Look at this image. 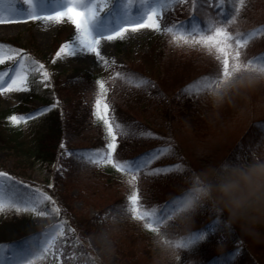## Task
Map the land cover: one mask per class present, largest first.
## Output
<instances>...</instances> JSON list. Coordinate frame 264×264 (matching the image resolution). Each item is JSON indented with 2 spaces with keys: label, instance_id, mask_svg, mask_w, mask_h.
Here are the masks:
<instances>
[{
  "label": "trees",
  "instance_id": "1",
  "mask_svg": "<svg viewBox=\"0 0 264 264\" xmlns=\"http://www.w3.org/2000/svg\"><path fill=\"white\" fill-rule=\"evenodd\" d=\"M129 2L131 5H135L131 0ZM183 6H186V8L179 12V9ZM119 7L121 5L117 4V0H114L105 11L101 12V15L105 19L108 16L113 18L114 11H117ZM107 12L109 14H106ZM218 18L224 20L231 18L234 20V23L228 29L233 34L253 33L251 37L247 38L249 42L246 48L242 50L243 59L264 56V31H253L264 26V0H244L243 5L240 4L239 0H236L235 3H232L231 0H223L222 8L215 3L209 4L205 0H201L199 4H194L193 0H184L183 3L175 6L163 16L162 27L164 24L171 25L175 22H184L185 27H190L194 21L203 27L205 21ZM62 30L61 27L57 31L53 42L59 39V33ZM152 40L150 52L153 55V62L151 65H147L142 53L137 64L117 66L112 72L94 74L85 72L65 81L59 78L60 81L57 77H49V86L43 92L35 93V96L40 98L42 105L23 113L27 117L30 114L42 113L38 112L42 108L48 109L44 112L47 114L44 122L33 133L36 139H38L39 132L45 135L47 143L43 148L38 146V143L30 147L25 146L26 140L24 137L23 140L20 139L23 136V130L21 132L19 125H13L7 119L8 113L13 111L0 113V121L4 125L2 128L0 126V138L2 139L0 140L6 147L19 149L28 158L53 161L58 164L60 167L55 171V179L68 182L71 179L88 178L92 183L89 186L92 193L96 192L97 187L102 189L103 193L100 197L104 201L106 200L103 203L104 205L102 204L103 206L99 207L98 212L91 218L83 217L80 213H77L76 217L73 216V223L77 222V224L75 223L77 233L83 235L82 232L91 229L97 222L106 224L109 220L121 219L123 222L119 226L118 234L123 240L127 241L129 246H132L131 249L134 250L136 255V257H132H135L132 261L125 259L126 264H158L157 241L183 238V229L177 228L167 221V227L162 226L158 235L146 230L142 226V222L132 219L123 212L127 197L133 191L132 186L126 183L128 173L121 172L112 165L97 166L85 163L75 156L67 154L69 152L83 153L87 150L102 149L106 146L108 141L105 128L102 121L94 116V105L98 96H102L104 101L108 103L109 115L114 117L116 122L129 128L128 135H118L117 139L121 141L117 145L114 154L116 162L135 161L164 145L170 138L174 142L175 154L159 157L149 165V170L165 168L177 163L186 166V171L182 173L170 171L158 175H145L141 172L135 188L139 190L140 202L145 206L166 205L175 197L181 196L183 190L187 187L188 177L192 173L201 170L198 167L196 168L193 162L190 161L187 155L188 151L179 138L175 136L177 131L181 133L183 142L188 146L189 133L194 134L196 137L205 138L204 133L208 131H225V122L228 118H235L240 115V117L243 116V119H241L244 120L245 115H241V109L249 103L251 104L248 107L249 111H257V118L249 121L246 129L231 145L224 157H218L217 153L211 159L212 163H208L207 166L218 165L225 161H234L246 155L250 159L252 157L250 153L258 155L264 153V110L262 113L260 112L264 109V82L254 88L229 91L225 94L221 103L214 101L213 91H204L198 95L184 93L182 89L187 85L200 77L217 71L218 65L215 56L209 55L200 46H175L170 43L171 37L169 35L160 32ZM189 68H200L201 72L197 75V78H182V74ZM117 73L121 74L120 77H117ZM127 73L139 74V76L153 82L154 86L148 85L144 88H137L129 85L123 79ZM172 73L176 75L177 83L173 82ZM159 75L160 78L164 77L163 83L158 80L157 76ZM180 80L181 82L178 83ZM100 82H104L107 88V92L104 94L100 93ZM162 84L168 88L165 89ZM62 99L66 100L67 105H62L64 104ZM137 103L144 108L149 106L147 110L154 106L157 114L154 116L149 114L143 120L136 114L124 112L126 106ZM63 106L70 108V112L64 111ZM144 131L151 132L155 134V137L164 139L147 138L135 134ZM60 141L64 144V147L59 145ZM129 143H141L142 147L128 154L124 153V149H118L121 146L126 147ZM201 167L204 169L203 165ZM105 180L113 184H107ZM9 183L12 188L8 190L7 195L14 196L17 199H22L31 189H34L15 178ZM106 187L113 194L111 202H107L111 193ZM169 188L173 189L169 191L167 190ZM87 191L88 189L83 192L84 196L93 199L96 193L91 195ZM61 202L63 206L69 208L62 200ZM63 213L62 210V217ZM15 218L17 216L13 215V219L9 220L13 223L0 227V244H8L17 249H23L26 242L34 234L40 233V228L31 220H22L19 222V227H17ZM227 219L226 213L219 216L210 206L201 209L194 217L189 235L204 233L205 239L189 250H177L175 258L167 264H253L254 257L250 251L248 252L247 241L239 234L235 225L231 229L224 226ZM217 221H219L218 226ZM176 233H181V235L176 236ZM74 241L76 239H69L64 243L67 255L82 253L81 248H78L79 245L73 243ZM127 248L129 250V247ZM48 261L47 264H50ZM65 261L67 263L71 262V260ZM3 264H8V262H3Z\"/></svg>",
  "mask_w": 264,
  "mask_h": 264
},
{
  "label": "snow or ice",
  "instance_id": "2",
  "mask_svg": "<svg viewBox=\"0 0 264 264\" xmlns=\"http://www.w3.org/2000/svg\"><path fill=\"white\" fill-rule=\"evenodd\" d=\"M7 2L10 6L5 8L3 4ZM62 7H59L53 14L42 15L38 4L40 0H0V23L18 22L14 19V14L24 19L41 21H62L67 19L72 23L76 30V35L71 42L61 46L56 56L62 54L76 56L78 54H95L98 60L104 58L100 53V44L102 40L113 41L122 38L129 30L136 32L140 29H152L164 35L171 37L170 43L175 46L188 45L200 46L204 48L209 55H214L217 60V71L213 74L200 77L187 85L182 92L187 94H200L204 91H215L222 93L223 89L230 86L235 78L244 72H253L264 75V56L253 57L247 60L242 58V50L246 48L253 33L233 34L228 29L234 20L209 19L201 27L195 21L190 27H185L184 22H175L171 25L164 24L162 27L163 16L175 6L183 3L184 0H131L133 4H139L142 11L133 15L129 12L127 5L129 0H122L123 11L117 17L116 26L104 25L101 21L100 13L105 11L113 0H59ZM205 2L215 3L223 7V0H205ZM235 3L236 0H231ZM243 5L244 0H239ZM23 3L26 7H14ZM194 4L201 3V0H193ZM222 15V14H221ZM254 32L264 31V26ZM234 42V43H233ZM29 57L23 50L14 49L11 46L0 44V65L6 61L14 62V69L11 74L8 71L0 70V92L27 91L28 68L26 61ZM106 63V62H105ZM31 65L35 71L44 68L42 64L37 65L33 60ZM117 77L121 74L117 73ZM45 80L48 79L47 72L43 73ZM125 82L137 88H144L148 85L154 86L153 82L145 77L135 73H127L123 77ZM101 94L107 92L104 82L99 83ZM47 108H42L38 112H46ZM29 116L12 115L8 119L13 125L25 123ZM94 116L102 121L105 128L107 144L102 149L87 150L83 153L69 152V156H75L82 162L97 166L112 165L121 172L128 173L126 183L132 186L133 191L127 197L126 204L123 206L125 215L132 219L142 222V226L153 234H160L161 227L165 226L170 219L171 214L179 208L182 203V195L175 197L166 205L145 206L142 204L139 190L135 188L139 174L158 175L162 172H185L186 166L177 163L165 168L149 170V165L161 156L174 155V142L168 140L164 145L152 150L149 154L138 158L135 161L116 162L114 154L117 148V138L129 134V128L115 121L114 117L109 115V105L102 96H98L94 105ZM136 135L147 138H158L155 134L144 131L135 133ZM251 156L254 153H250ZM240 159H248L247 155ZM193 174V173H192ZM13 178L5 172H0V212L15 210L17 212H33L40 216L60 215L61 209L55 204L50 196L39 189H31L22 199L7 195V191L12 188L9 183ZM51 187V186H49ZM50 203L51 208L45 209L44 206ZM66 221L60 220L57 223L49 225L43 232L34 234L23 249H17L8 244H0V264H40L47 259L50 264H64V260H71L72 264H95L94 258L90 255L85 257L81 253L65 255V226ZM219 221H217V226ZM215 227V226H214ZM68 233H74V229L68 227ZM205 239L204 233H192L188 237L175 240L165 239L163 242L173 248L189 250L198 242ZM79 243V238H76ZM238 255V253H237Z\"/></svg>",
  "mask_w": 264,
  "mask_h": 264
},
{
  "label": "rangeland",
  "instance_id": "3",
  "mask_svg": "<svg viewBox=\"0 0 264 264\" xmlns=\"http://www.w3.org/2000/svg\"><path fill=\"white\" fill-rule=\"evenodd\" d=\"M9 6L10 5L7 2L3 4V7L5 8ZM12 6L20 8L26 7L23 3ZM59 7H62V4L59 2V0H40V3L38 4V8L42 15L53 14L54 11ZM127 8L133 15H137L142 11V8L139 4L134 6L128 4ZM184 8H186V6L181 7L179 12H182ZM192 9L194 10V7ZM122 11L123 7L121 10H117L114 14L113 20L112 16H108V18L105 19L100 13V22L104 25L115 27L117 17L120 16ZM106 14L109 13L107 12ZM13 18L18 22L0 23V44L11 46L14 49L23 50V52L27 54L29 57V60L26 61V63L29 65V82L27 85V91L0 92V113L13 111L8 113L7 119L12 115L25 116V114H23L24 112L26 113L28 110L38 108L42 105L40 98L36 97L35 93H41L46 87L49 86V79L45 80L43 77L44 72H47L48 78L57 77L58 80L61 79L64 81L85 72L93 74L107 73L109 71L112 72V70L117 66L137 64V62L141 59L140 55L142 53L144 54L143 59L147 65H151L153 62V55L150 52V46L154 36L159 33L155 30L146 28L140 29L136 32L129 30L122 38H117L113 41H101L99 47L101 56L104 58L103 60H98L95 54H85V60L77 62L73 61L72 57L67 54H62L61 57L56 56V53L61 48V46L71 42L76 35V30L70 21L67 19L59 22L47 20L41 21L38 19H24L15 14ZM61 27L63 30L59 33V39H56L53 42L54 35ZM33 60L37 65L42 64L44 68L39 72L35 71L31 65ZM14 67L15 65L13 61H6L3 65H0V70L8 71L9 74H11ZM200 72V68H189V70L182 74V78L186 79L191 77L192 79H195L197 78V75L200 74ZM171 75H173V82H176V75L174 73ZM171 75L169 74V76ZM157 77L158 80H161L163 83L164 77L162 76L160 78V75ZM180 82L181 80L178 83ZM163 87L165 89L168 88L164 85ZM62 101L64 103L62 105H67L66 100L62 99ZM250 105L251 104L247 103L243 109H241V115H245V119L242 120L243 116L240 117V115L235 118H228V120L225 122V131L223 132L208 131L207 133H204L205 138L196 137L194 134L189 133L188 146L183 142L181 133L179 131L175 132V136L179 138L183 146H185V149L188 151L187 155L196 168L198 167L203 169L201 165H203L204 168L207 167V164L211 162V159L217 153L218 157H224L231 145L240 136L244 129H246L249 121L253 118H257V111H249L248 107H250ZM64 106V111L66 110L67 112H70L71 109ZM148 107L144 108L138 103L134 105L130 104L129 106H126L124 112L136 114L145 120V117L149 114L151 116L157 114V112L154 110V106H151L147 110ZM263 110L264 109L260 110V112L262 113ZM46 116L47 114L44 112L32 115L31 118L25 123H21L18 126L20 127L21 132L23 130V136L18 137H20L21 140H23L24 137L26 140L25 146L30 147L37 143L38 146H41L42 148L46 146L45 144L47 142L45 140V135L42 132H39L40 136L39 134L37 135L38 139H36L33 134L39 129V125L44 122ZM0 124L2 128L4 125L1 123V121ZM223 136H225L226 139H221ZM1 140L0 172L7 173L12 178L24 182L31 188L43 191L48 196H50L53 201H55V204L59 206L61 211L63 210L64 213L63 217L61 212L59 216L54 214L40 216L33 212H17L15 210H9L0 212V227L13 223L9 221L13 219V215L17 216V218H15L17 227H19L20 221L31 220L34 224L38 225L40 228V233L48 228L49 225L63 220L67 222L65 226L66 237L64 243L66 240H74L79 238L80 244L78 243V248H81V252H85L86 256L90 255L92 258H94L95 264H126L124 262L125 259H127V261H132V259L136 257L134 250L131 249L132 246H129L127 241L123 240L118 232L113 237V251H111L109 254L97 255V253L93 250V237L96 236L101 225H103L101 222H97L94 227L82 232L83 235L77 233V228L75 225L77 222L75 221V223H73V216L75 215L76 217L77 213H80L83 217H93L98 212L99 207H102L104 205L103 203L106 202V200L104 201L103 198L100 197L103 193L101 188L97 187L95 192L96 194L92 193L91 189H89V186L92 185V183L88 178L76 180L71 179L68 182L55 179V171L60 167L58 164H55L53 161L49 162L37 158H28L27 155L24 156L22 154L21 150H15L6 147ZM120 141L121 140L117 139V144H119ZM59 145L64 147V144H62L61 141L59 142ZM141 147V143H129L126 145V147L121 146L118 149H124V153L128 154L138 150ZM105 182L107 184H113L112 182H107V180H105ZM106 188L110 192V189L108 187ZM86 189H88L87 193L91 195L95 194L93 199H91L89 196H84L83 192ZM172 189L173 188H169L167 190L170 191ZM112 196L113 194L111 193L109 196V201L107 202H111ZM61 200L69 208L63 206ZM51 207L52 205L50 203L44 206L45 209ZM68 227L74 229V233H68ZM235 228L248 243V252L250 251L251 255L254 257L252 263L264 264V227H260L258 229L259 237L261 239L257 244H254L256 240L255 237L243 231L239 225H235ZM73 243L77 244L76 241ZM127 247H129V250ZM65 255L67 254L65 253ZM133 256L135 257L132 258ZM47 261L48 260L45 259L41 261L40 264H47ZM71 262L68 263L71 264ZM68 263L64 260V264ZM89 264H91V262H89Z\"/></svg>",
  "mask_w": 264,
  "mask_h": 264
},
{
  "label": "clouds",
  "instance_id": "4",
  "mask_svg": "<svg viewBox=\"0 0 264 264\" xmlns=\"http://www.w3.org/2000/svg\"><path fill=\"white\" fill-rule=\"evenodd\" d=\"M262 82L264 75L244 72L230 86L224 88L222 93L213 91L212 96L216 103H221L227 92L254 88ZM209 206L219 216L227 213L228 219L224 225L226 228L239 225L249 235L259 236L258 229L264 227V153H254L250 159L225 161L194 172L188 177L182 203L171 214L168 222L183 229V238L188 237L195 215ZM122 222L117 218L101 225L93 237V250L97 255L113 251V237ZM175 235L179 236L181 233ZM156 250L158 264H167L175 258L179 248L170 247L158 240Z\"/></svg>",
  "mask_w": 264,
  "mask_h": 264
},
{
  "label": "bare ground",
  "instance_id": "5",
  "mask_svg": "<svg viewBox=\"0 0 264 264\" xmlns=\"http://www.w3.org/2000/svg\"><path fill=\"white\" fill-rule=\"evenodd\" d=\"M85 56H86L85 53H82V54H78L76 56H71V57H72L73 61L81 62V61L85 60ZM221 139H226V138H225V136H223ZM255 239L256 240H255L254 244H257V243H259L261 238L259 236H256Z\"/></svg>",
  "mask_w": 264,
  "mask_h": 264
}]
</instances>
